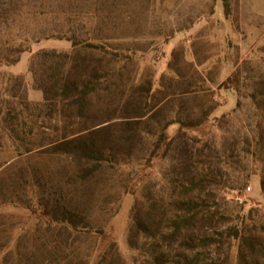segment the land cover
<instances>
[{"label":"rangeland","instance_id":"obj_1","mask_svg":"<svg viewBox=\"0 0 264 264\" xmlns=\"http://www.w3.org/2000/svg\"><path fill=\"white\" fill-rule=\"evenodd\" d=\"M106 36L112 39L103 41ZM72 37L129 56L115 65H123L116 90L130 81L138 91L152 86L153 117L125 119L121 107L97 135L128 137L124 121L158 130L149 122L158 119L164 126L173 122L168 139L183 132L213 142L226 159L220 167L227 187L207 189L212 211L224 216V226L209 234L239 230L219 249L221 260L227 256L228 264H238L243 236L261 238L264 250V135L260 144L256 136L264 111L253 104L264 96V0H0V52L18 58L0 63V264L56 258L144 264L143 253L128 243L134 208L144 201L156 219L169 217L179 197L174 153L162 157V147L149 160L151 139L138 147L131 141L119 145L112 167L81 181L69 157L49 150L61 123L41 117L29 136L27 126L14 125L23 100L44 101L41 89L57 59L43 53H71ZM23 118L34 120L25 112ZM182 121L198 125L183 127ZM15 127L23 141L12 136ZM237 135V146H229ZM61 211L81 217L77 230L67 223L68 230L60 231L54 217Z\"/></svg>","mask_w":264,"mask_h":264},{"label":"trees","instance_id":"obj_2","mask_svg":"<svg viewBox=\"0 0 264 264\" xmlns=\"http://www.w3.org/2000/svg\"><path fill=\"white\" fill-rule=\"evenodd\" d=\"M102 39L109 41L112 37L106 36ZM69 40L72 41L73 47L71 53H43L47 58L57 59L56 63H51L52 65L49 66L50 72L46 84L44 83L41 89L44 101L29 104L23 100L20 103L23 109L14 115L16 119L14 125L27 126L28 130L24 131V135L29 136L41 117L54 120L56 125L61 123V134L50 142L49 150L69 157L76 164L81 181H84L85 176L92 177L103 167H112L117 161L116 148L128 141L138 147L145 145L147 139H151L149 160L157 155V151L162 147H164L162 157L166 156L168 151L173 152L175 162L173 171L177 176L175 182H178L180 190L178 200L174 203V212L169 217L161 215L156 219L157 216L152 213L151 205L144 201L138 203L134 208L128 243L132 248H137L143 253L144 264H228L227 256L221 260L219 249L230 239L238 238L239 230L236 227H228L214 236L209 234L210 230L224 226V216H218L212 211L209 203L212 192L207 190L227 187L225 185L227 182L224 181L225 175L220 167V163H226V159L223 160V152L213 142H202L183 132L168 139L165 131L173 122L168 121L164 126L158 119H149V122L158 125V130L148 129L149 126L143 129L137 126L139 123L124 121V130L130 132L128 137L121 138L113 134L106 137L102 134L98 136L97 134L107 131L109 127L105 124L116 119V112L121 107V117L125 119L137 118L138 121H145L153 117L149 115L156 105L155 102H151L154 97L151 92L152 86L148 83L147 87L138 91V88H133L129 80L130 87L116 90L117 81L122 77L123 65L118 68H115V65L126 64V61L130 60L129 56L106 44L78 41L74 37ZM23 51L17 50V54ZM8 57L0 52V63L13 64L18 61V58L12 60ZM116 91L119 97L114 96ZM102 96L105 100H101ZM262 97L260 101H256L254 97L253 104H256L257 109L264 111V96ZM13 112L14 109L12 111L10 109L7 113ZM24 112L34 120L28 121L23 118ZM181 123L183 127L190 128L198 125V122L193 121ZM15 130L16 127L10 128L14 139L23 141L14 132ZM262 135H264V122L256 125L259 144ZM236 137L238 135L233 137V142L229 146H237ZM262 175L264 193V173ZM229 188L236 187L229 186ZM54 219L60 224V231H67L69 225L71 229L77 230V226L81 223V217L77 219V214L70 211L56 213ZM140 238L145 241L152 239V241L139 243ZM261 240V238L247 239L244 236L240 239L238 264H264L261 261L264 255L262 254L264 250H261L263 246ZM64 260L65 258L63 260L56 258L31 262V264H84L80 260L76 262ZM106 260L107 258H103L98 264H114L117 261L113 258L108 262Z\"/></svg>","mask_w":264,"mask_h":264}]
</instances>
